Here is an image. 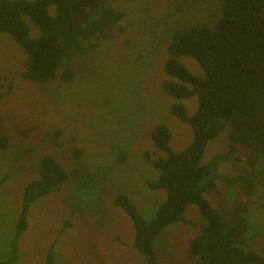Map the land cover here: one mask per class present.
I'll list each match as a JSON object with an SVG mask.
<instances>
[{"label": "rangeland", "instance_id": "obj_1", "mask_svg": "<svg viewBox=\"0 0 264 264\" xmlns=\"http://www.w3.org/2000/svg\"><path fill=\"white\" fill-rule=\"evenodd\" d=\"M106 2L122 10L124 20L108 38L95 40V48L65 61L64 66L75 72L68 83L57 77L45 83L24 78L23 48L9 34L0 33V134L7 140L0 148V261L10 258L23 189L37 177L40 157L48 154L68 173L73 168L77 173L60 189L32 202L27 228L17 240L14 264H44L50 247L53 264H145L131 245L130 219L112 199L118 193L127 195L146 219L165 199L164 190L146 184L158 177L159 170L143 160L142 152L163 155L154 147L150 132L156 124L167 125L174 151L192 139L190 126L170 113L177 100L161 89L170 32L186 24H213L222 0ZM24 21L29 36H39L38 27L26 16ZM179 60L193 74H203L193 58ZM179 101L189 114L194 112L195 97ZM57 129L60 134L54 140ZM228 142L225 129L206 144L201 162L226 151ZM120 153L123 160L118 158ZM243 166L241 161L219 160L217 172L242 176ZM257 170L248 218L250 227L258 229L251 237L253 249L260 251L264 247V173L258 175ZM94 185L100 188L101 198ZM215 186L204 196L230 227V203L238 195V185L216 178ZM184 216L193 225L175 222L156 236L160 264L191 263L188 242L205 220L195 205H189Z\"/></svg>", "mask_w": 264, "mask_h": 264}, {"label": "trees", "instance_id": "obj_2", "mask_svg": "<svg viewBox=\"0 0 264 264\" xmlns=\"http://www.w3.org/2000/svg\"><path fill=\"white\" fill-rule=\"evenodd\" d=\"M220 5L213 24L175 28L166 46L162 64L166 78L161 89L177 100L171 104L170 113L190 126L192 139L183 149L174 151L167 125L156 124L150 132L154 147L163 155L142 152L143 160L159 170L158 177L146 184L150 189L164 190L165 199L150 219L141 215L127 195L118 193L112 199V204L130 219L134 229L131 245L145 264H160L154 240L166 226L175 222L193 225L184 216L189 205H195L205 220L188 242L190 264H264V247L254 250L251 240L258 229L250 227L248 218V203L255 188L253 175L257 168L258 175L264 173V0H222ZM24 16L38 27L39 36H29ZM124 17L122 10L106 0H0V33L9 34L23 48L26 62L22 76L38 83L54 77L71 82L75 72L64 66L65 61L95 48V40L108 38ZM182 56L193 58L203 74L190 72L180 62ZM190 97L197 102L192 114L179 101ZM225 129L229 140L226 151L202 163L206 144ZM54 134L56 140L60 130ZM6 143V137L0 134V148ZM78 153L75 151V155ZM118 158L123 160L124 153ZM219 160L243 162L244 175H219ZM37 171V177L23 189L10 258L0 264L16 261L17 240L27 228L32 202L60 189L77 173L76 168L68 173L48 154L40 157ZM216 178L239 188L230 203V227L204 196L216 189ZM94 188L100 196V188ZM44 264H53L51 247Z\"/></svg>", "mask_w": 264, "mask_h": 264}]
</instances>
